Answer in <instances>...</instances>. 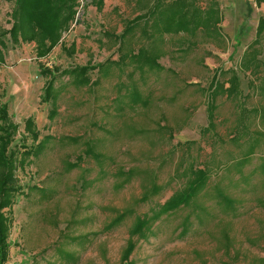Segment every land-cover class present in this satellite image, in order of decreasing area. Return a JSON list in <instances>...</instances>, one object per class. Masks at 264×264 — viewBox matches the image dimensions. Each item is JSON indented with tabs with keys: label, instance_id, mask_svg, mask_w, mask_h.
Here are the masks:
<instances>
[{
	"label": "rangeland",
	"instance_id": "rangeland-1",
	"mask_svg": "<svg viewBox=\"0 0 264 264\" xmlns=\"http://www.w3.org/2000/svg\"><path fill=\"white\" fill-rule=\"evenodd\" d=\"M91 1H80L76 20L63 35L66 49L76 47L72 56L59 45L39 60L35 44L15 46L9 36L3 38L7 48L5 64L0 65V103L19 125L10 151L36 152L44 141L43 151L17 172L22 194L8 212L9 264H123L136 217L152 215L185 186L194 168L208 170L210 189L220 183L237 197L241 206L236 216L226 215L214 199L203 196L199 201L211 218L201 214L200 223L195 205L164 216L138 241L129 261L253 264L264 258V208L255 202L264 197V137L258 134L264 131L259 116L264 113V39L258 46L263 62L259 74L240 69L256 40L264 0H198L202 7L210 1L220 4L224 19L218 39L181 33L156 41L139 30L130 39V50L152 53L158 46L161 71L139 70L116 39L127 21L145 12L137 0H106L102 12ZM14 8V0H0V31L12 28ZM41 66L52 71L50 78L42 75ZM85 66L90 67L89 86H79L75 74H65ZM232 71L240 77L241 94L237 100L219 96L217 128L205 131L208 88L216 73L224 82ZM50 82L54 98L44 102ZM134 86L150 101L148 108L130 106ZM55 106L58 115L50 120ZM28 118L40 132L38 142L25 132ZM160 123L174 129L172 137ZM254 145L255 156L241 168L238 163ZM90 147L94 153L85 155ZM77 162L79 167L68 171V165ZM135 168L140 178L119 189L123 178L118 173ZM145 173H157L164 189L141 203ZM174 173L184 175L175 178ZM241 173H255L250 186L237 187ZM128 210L132 214L124 222L107 229ZM186 217L189 231L181 234ZM225 227L234 245L228 254L220 242ZM75 238L78 241H72ZM61 250L74 253L73 260L62 257Z\"/></svg>",
	"mask_w": 264,
	"mask_h": 264
},
{
	"label": "trees",
	"instance_id": "trees-1",
	"mask_svg": "<svg viewBox=\"0 0 264 264\" xmlns=\"http://www.w3.org/2000/svg\"><path fill=\"white\" fill-rule=\"evenodd\" d=\"M81 0H14L15 8L12 14L13 23L12 28L7 31H0V65H4L6 61L5 50L7 48L3 38L9 36L15 46L22 44H35L37 59L48 57L55 48L62 46L70 56L74 55L76 47L72 45L71 48L66 49L63 43V35L67 33L76 20L78 8ZM106 0H92L91 5L95 6L98 12H102L105 7ZM140 11H145L133 20H129L125 24L123 33L116 37L120 42V49L124 47L127 50L126 55L133 60L139 70L144 71L146 68L150 70H163L159 64L162 57L161 49L156 46L152 53H148L146 49H141L138 53L130 50V39L135 37L140 30L142 34L161 41L165 35L185 33L189 36L195 37L197 34H202L206 38H219L222 36L221 24L223 22L222 9L218 1H210L206 7H202L198 0H137ZM264 39V17L259 19L257 27L256 40L246 50L241 61L240 69L245 73H250L251 76L258 75L263 62L259 59L260 44ZM157 48V49H156ZM125 60V59H124ZM137 69V70H138ZM89 66L75 69L72 72L65 74H75L76 81L79 86H89L91 80L88 77ZM41 73L44 77L50 78L52 71L49 68H42ZM230 78L227 81L221 82V74L216 73L212 84L208 88V117L209 125L205 131L215 130L216 113L218 110L217 100L220 95H225L230 100H237L241 94V80L239 75L232 71ZM226 84H229L226 87ZM54 82H50L45 88L44 102H49L54 98L53 95ZM56 100V98H55ZM130 106L142 105L148 108L150 101L143 97L142 93L134 86L133 92L130 96ZM259 112V116L264 118V113ZM58 115V108L51 111L49 115L50 120H54ZM264 120V119H263ZM160 128L167 131L172 137L173 130L168 125H162ZM19 125L12 121L8 106L0 103V264H9L10 257V243L12 218L8 212L12 211L16 199L22 194V187L19 184L17 172L19 168L25 166L27 161L32 156H38V152L44 149V141L40 142L39 151L31 152L25 151L19 153L18 151L11 152L10 148L15 139ZM25 132L28 133L34 142H38L40 132L32 118L25 121ZM260 136L264 137V131H258ZM52 137H46L44 140L49 141ZM179 146H182L179 144ZM256 146H252L248 153L238 163V166L244 168L247 166L256 154ZM94 153L93 147L87 149L85 155ZM79 167V163H71L68 165V171L75 170ZM264 171V163L262 164ZM256 173V172H255ZM252 173L245 175L241 173L237 180V187L250 186L251 179L255 176ZM137 169H130L127 172L121 171L118 173L122 182L117 187L122 188L127 183L135 178H140ZM183 173H174L175 178ZM145 178H142V197L141 203H147L153 198L161 194L164 187L160 184L157 173H145ZM211 176L206 168H194L190 173L189 179L185 186L176 191L163 205L158 209L153 210L152 215H144L143 217H136L135 223L130 231V239L122 256L123 264H135L130 262V257L134 253L137 243L148 237L152 232L153 224L161 220L164 216L176 213L183 208H189L195 205L197 216L200 218V223H204V218H211V213L208 211L199 199L203 196L205 198L214 199L215 205L222 210L226 215L236 216L238 212L239 200L236 196L222 187L220 183L214 185L213 189L209 188ZM256 204L264 208V197H258L255 200ZM132 214V210L121 212L110 223L107 229L114 228L120 225L126 218ZM203 215V219L200 215ZM134 216V215H133ZM190 227V217H186L181 224V234H187ZM76 242L78 239H73ZM220 242L222 250L228 254L233 250V241L230 233L225 227L221 232ZM62 257H66L68 261H72L75 254L67 253L64 250L60 251ZM77 259V257H76ZM253 264H264V258L253 262Z\"/></svg>",
	"mask_w": 264,
	"mask_h": 264
},
{
	"label": "water",
	"instance_id": "water-1",
	"mask_svg": "<svg viewBox=\"0 0 264 264\" xmlns=\"http://www.w3.org/2000/svg\"><path fill=\"white\" fill-rule=\"evenodd\" d=\"M77 24H79V20L77 21Z\"/></svg>",
	"mask_w": 264,
	"mask_h": 264
}]
</instances>
